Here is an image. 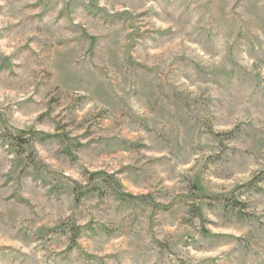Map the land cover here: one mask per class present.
<instances>
[{"label":"rangeland","instance_id":"rangeland-1","mask_svg":"<svg viewBox=\"0 0 264 264\" xmlns=\"http://www.w3.org/2000/svg\"><path fill=\"white\" fill-rule=\"evenodd\" d=\"M0 264H264V0H0Z\"/></svg>","mask_w":264,"mask_h":264}]
</instances>
